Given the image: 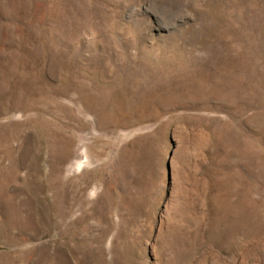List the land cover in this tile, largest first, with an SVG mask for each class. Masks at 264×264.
<instances>
[{
  "label": "rangeland",
  "instance_id": "374dc122",
  "mask_svg": "<svg viewBox=\"0 0 264 264\" xmlns=\"http://www.w3.org/2000/svg\"><path fill=\"white\" fill-rule=\"evenodd\" d=\"M0 264H264V0H0Z\"/></svg>",
  "mask_w": 264,
  "mask_h": 264
}]
</instances>
